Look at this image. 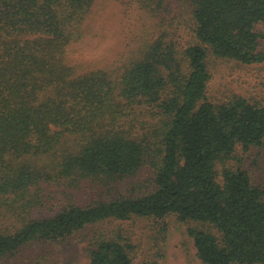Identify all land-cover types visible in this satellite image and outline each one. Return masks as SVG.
Returning <instances> with one entry per match:
<instances>
[{
  "label": "trees",
  "instance_id": "trees-1",
  "mask_svg": "<svg viewBox=\"0 0 264 264\" xmlns=\"http://www.w3.org/2000/svg\"><path fill=\"white\" fill-rule=\"evenodd\" d=\"M97 1L0 0V261L84 232L89 264H161L102 224L175 216L204 264H264V183L238 156L264 160V103L209 94L213 57L264 66V0H190L186 20L132 0L152 27L103 64L72 52Z\"/></svg>",
  "mask_w": 264,
  "mask_h": 264
},
{
  "label": "rangeland",
  "instance_id": "rangeland-1",
  "mask_svg": "<svg viewBox=\"0 0 264 264\" xmlns=\"http://www.w3.org/2000/svg\"><path fill=\"white\" fill-rule=\"evenodd\" d=\"M190 0H179L180 14L183 19L190 15ZM91 21L96 35L88 37L76 44L73 55L80 59H90L100 64L117 58L126 44L134 39L140 30L149 31L152 21L142 14L132 0H98L93 9ZM263 34L260 37L264 48V24L258 26ZM209 67L212 73L209 94L214 99L227 98L234 94H243L253 100L264 103V66L260 64H242L236 61L213 57ZM238 156L243 159L242 165L250 170L254 179L264 183V160L258 149ZM235 160L232 164H235ZM127 187V186H126ZM129 187L125 188L128 192ZM124 190V189H122ZM122 225L125 232L133 236L142 246L151 242L163 245L164 257L154 256L161 264H204L197 254L192 238L187 233L188 223L178 220L175 216L166 218L164 224L146 218H133L126 221H113L102 224L103 229H115ZM166 227V232L160 230ZM161 232V233H160ZM160 233V234H158ZM157 237V241L153 237ZM84 232L63 242L39 243L25 247L15 257L0 261V264H33L38 257H45L50 264H89L85 250ZM71 242V243H70ZM148 251V248H145ZM139 249L135 264H139L148 254ZM151 252V251H150ZM149 252V254H150Z\"/></svg>",
  "mask_w": 264,
  "mask_h": 264
}]
</instances>
